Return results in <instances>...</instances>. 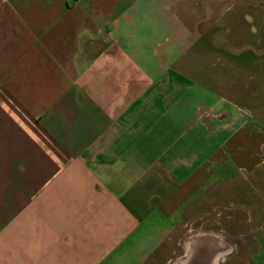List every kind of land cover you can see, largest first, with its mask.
Segmentation results:
<instances>
[{
	"label": "crops",
	"instance_id": "1",
	"mask_svg": "<svg viewBox=\"0 0 264 264\" xmlns=\"http://www.w3.org/2000/svg\"><path fill=\"white\" fill-rule=\"evenodd\" d=\"M244 1L203 4L252 25L264 9ZM174 4L184 12L0 0V264H142L215 185L222 155L229 171L264 167V117L206 84L220 56L194 55L204 43L185 37L177 55L173 31L190 28H173Z\"/></svg>",
	"mask_w": 264,
	"mask_h": 264
},
{
	"label": "rangeland",
	"instance_id": "2",
	"mask_svg": "<svg viewBox=\"0 0 264 264\" xmlns=\"http://www.w3.org/2000/svg\"><path fill=\"white\" fill-rule=\"evenodd\" d=\"M184 1L183 13L174 4L168 14L174 29L183 26L180 23L190 28L186 36L176 37L177 32L173 31L170 44H183L177 55L186 46L181 40L185 37L204 43V49H194V55L220 56V66H205L206 71H211L206 76H212L215 70L214 78L204 80L206 84L215 86L224 97L246 105L253 117H264V32L256 33L255 26L264 12L253 15L251 25L243 16L229 17L207 10L203 3L211 4L215 0H202L200 6L194 4L196 0ZM240 1L245 6V1ZM247 1L264 9V0ZM197 24L205 30L195 31ZM256 35L262 37L261 41L254 40ZM190 50L184 51V58L191 56ZM223 159L224 155L221 160L225 164L215 185L208 188L203 199L189 206L187 216L162 234L158 246L142 264H181L188 247L212 241L221 248L216 264L259 262L260 254L264 253L260 222L264 215V167L258 166L250 173L242 168L229 171L230 161Z\"/></svg>",
	"mask_w": 264,
	"mask_h": 264
},
{
	"label": "water",
	"instance_id": "3",
	"mask_svg": "<svg viewBox=\"0 0 264 264\" xmlns=\"http://www.w3.org/2000/svg\"><path fill=\"white\" fill-rule=\"evenodd\" d=\"M220 251V246L214 241L211 243L199 242L197 246L187 248L181 264H216Z\"/></svg>",
	"mask_w": 264,
	"mask_h": 264
},
{
	"label": "flooded vegetation",
	"instance_id": "4",
	"mask_svg": "<svg viewBox=\"0 0 264 264\" xmlns=\"http://www.w3.org/2000/svg\"><path fill=\"white\" fill-rule=\"evenodd\" d=\"M256 22H257L256 25L254 24L258 28L256 33L257 32H264V16H263V14H262L261 20L260 21L256 20ZM261 39H262V37L260 35L259 36L256 35V37L254 38V40H256V42L261 41Z\"/></svg>",
	"mask_w": 264,
	"mask_h": 264
}]
</instances>
